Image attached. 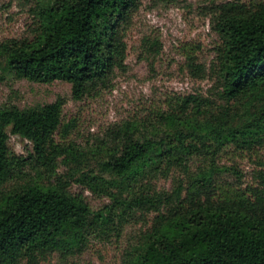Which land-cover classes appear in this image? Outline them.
I'll return each mask as SVG.
<instances>
[{"label": "trees", "instance_id": "trees-1", "mask_svg": "<svg viewBox=\"0 0 264 264\" xmlns=\"http://www.w3.org/2000/svg\"><path fill=\"white\" fill-rule=\"evenodd\" d=\"M140 3L46 0L36 12L34 40L0 44V69L29 82H67L73 99L82 101L126 71L125 37ZM213 25L221 39L210 68L213 98L189 95L157 113L156 122L133 120L114 128L103 142L98 174L82 175L89 189L113 201L99 211L64 181L3 191L15 167L41 162L55 172L57 159L77 150L55 139L63 127L64 99L0 110V264L75 256L93 232L118 231L116 221L119 226L135 209L158 216L124 264H264V157L258 186L245 190L220 181L216 163L228 149L264 152V1L221 5ZM143 46L148 58L162 51L158 39L146 38ZM186 68L195 78L209 77L195 56L188 55ZM11 135L32 143L28 157L12 152ZM195 158L208 163L191 175L187 169ZM174 170L186 171L187 184L151 195L145 180Z\"/></svg>", "mask_w": 264, "mask_h": 264}, {"label": "rangeland", "instance_id": "rangeland-1", "mask_svg": "<svg viewBox=\"0 0 264 264\" xmlns=\"http://www.w3.org/2000/svg\"><path fill=\"white\" fill-rule=\"evenodd\" d=\"M46 0H0V44L11 40L32 41L37 34V10ZM264 0H141L126 34V71H118L111 85L87 96L82 101L72 97L69 83L55 81L40 84L13 78L0 69V110L17 106L21 109L65 101L63 127L56 142L74 146L77 154L59 157L55 172L40 163L14 168L3 191L9 192L28 183L39 182L55 186L67 182L69 191L83 196L93 211L112 205V199L100 191H92L82 181L84 174H98L99 162L105 157V145L112 130L129 121L156 122L157 113L176 106V99L189 95L213 98L214 80L210 68L221 44L214 29L216 10L234 3L250 6ZM158 39L162 51L148 58L143 41ZM188 55L195 56L209 77L195 78L186 68ZM171 110V108H170ZM169 110V111H170ZM151 134V133H149ZM9 147L17 156L28 157L32 143L11 135ZM264 152L240 154L232 149L222 153L216 163L220 181L229 182L243 190L257 187L258 172ZM207 161L195 158L189 162L191 175L207 166ZM234 168L226 172L223 169ZM188 182L184 170H174L167 176L148 178L144 185L150 194H171L179 185ZM165 214V208L162 210ZM157 212L135 209L126 215L118 231L101 235L91 234L86 248L75 256L65 258L59 253L40 259L38 264H124L127 252L141 244L145 233L153 226ZM117 220V218H116ZM22 264H28L25 260Z\"/></svg>", "mask_w": 264, "mask_h": 264}]
</instances>
